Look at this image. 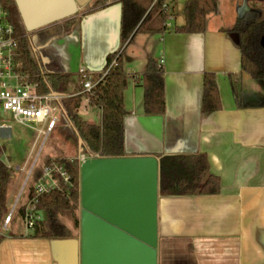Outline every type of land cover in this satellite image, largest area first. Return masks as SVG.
<instances>
[{"label":"crops","instance_id":"obj_1","mask_svg":"<svg viewBox=\"0 0 264 264\" xmlns=\"http://www.w3.org/2000/svg\"><path fill=\"white\" fill-rule=\"evenodd\" d=\"M91 1L15 3L31 34L74 16ZM170 2L176 25H183L187 0ZM119 6L112 3L87 15L79 28L46 47L65 72L74 74L67 94L53 92L60 96L56 103L63 116L60 100L79 94L80 70L100 72L108 55L120 49ZM252 7H264V0H219L206 32L137 34L123 51L127 73L141 78H131L124 92L127 155L206 154L211 173L221 180L218 194L160 196L158 264H264V81L242 70L241 50L230 33ZM150 60L164 61L166 111L161 115L145 112L142 76ZM44 61L50 63L45 56ZM206 72L216 75L222 107L204 115ZM79 114L102 124V109L85 96ZM27 169V162L17 167L21 174L10 185L9 205ZM9 226L0 232V264H80V239L73 228L74 238L50 240L28 237L31 229L19 222L8 231Z\"/></svg>","mask_w":264,"mask_h":264},{"label":"trees","instance_id":"obj_2","mask_svg":"<svg viewBox=\"0 0 264 264\" xmlns=\"http://www.w3.org/2000/svg\"><path fill=\"white\" fill-rule=\"evenodd\" d=\"M9 10L16 29L22 69L29 79L38 84L40 93L67 94L74 74L65 72L46 47L55 40L65 37L79 28L83 19L112 3L121 4L120 49L108 55L105 71L117 58L105 78L97 84L90 96V102L102 109V124L97 125L82 118L79 109L84 94L63 97L60 104L64 116L73 128L75 136L83 140V154L88 157L127 156L125 120L128 116L124 104V92L129 80L137 75H129L124 66L123 51L137 34L204 33L207 30V17L218 10L219 0H187L184 7L185 23H175V13L171 4L164 6L165 0H93L74 16L53 26L28 34L20 22L15 0H2ZM172 18V26H168ZM53 30V31H52ZM230 33L236 39L242 54V70L254 79L264 81V7H252L238 18ZM44 56L50 59L45 63ZM118 56V57H117ZM95 75L92 79H97ZM145 112L148 115H161L166 111L164 73L157 60H150L142 76ZM84 79L79 78L78 89L83 88ZM221 99L216 75L204 74L202 112L204 115L221 109ZM5 146L0 143V232L9 213V189L14 171L3 160ZM53 160L64 165L70 181L64 183L56 175L59 188L38 196L37 208L44 213V219L37 221L28 235L30 238L68 240L74 238L73 229L65 224L62 216H68L73 228H81V160L74 158L48 157L44 165ZM43 174V167L33 177L37 181ZM221 189V180L210 171L206 154L162 155L160 157V196L214 195ZM35 195L31 186L29 197ZM21 217L25 206L19 209ZM2 238V237H1Z\"/></svg>","mask_w":264,"mask_h":264},{"label":"water","instance_id":"obj_3","mask_svg":"<svg viewBox=\"0 0 264 264\" xmlns=\"http://www.w3.org/2000/svg\"><path fill=\"white\" fill-rule=\"evenodd\" d=\"M159 198L160 158L154 155L83 161L80 264H158Z\"/></svg>","mask_w":264,"mask_h":264},{"label":"built area","instance_id":"obj_4","mask_svg":"<svg viewBox=\"0 0 264 264\" xmlns=\"http://www.w3.org/2000/svg\"><path fill=\"white\" fill-rule=\"evenodd\" d=\"M170 1L165 0L164 6L170 4ZM168 26H172V18ZM121 52L122 50H119L118 56ZM19 58L20 52L15 25L11 20L9 10L4 6L2 0H0V111L9 115L13 120L22 125L31 126L33 123L43 124V128L39 132L40 134L44 133L47 139L60 120L56 114L62 113L61 108L56 103L60 96H56L54 93H40L38 91V84L31 81L29 74L22 69V63ZM116 62L117 58L102 72H93L82 68L80 75L84 79V82L83 88L79 93L84 94L90 101L93 89L99 81L105 78L111 68L116 65ZM163 63L164 61L161 60L159 65L162 66ZM95 75H99V77L94 80L92 78ZM44 126L47 128L46 131H44ZM79 158L82 163L89 157L82 154ZM37 161L38 157L35 159L22 190L6 217L4 224L6 228L12 221L16 211L23 205L25 206V214L22 218L24 219L25 226L28 229H32L37 221L44 219V213L37 208L38 196L60 187L56 175H59L64 183H69L70 181L64 165L58 161L53 160L50 164L43 165V174L33 186L34 197H29V191L27 194V202L19 207L21 197L26 194L25 188L30 176H32Z\"/></svg>","mask_w":264,"mask_h":264},{"label":"rangeland","instance_id":"obj_5","mask_svg":"<svg viewBox=\"0 0 264 264\" xmlns=\"http://www.w3.org/2000/svg\"><path fill=\"white\" fill-rule=\"evenodd\" d=\"M56 114L60 120L54 131L46 139V135L44 133L40 134L39 132V130L43 128V124L33 123L31 126L22 125L0 111V143L5 146V153L7 154V156L3 158L11 163L14 168L15 177H19L21 174V171L17 170V167L22 168L26 162L28 165L27 172L22 173L20 185L10 200L9 210H11L13 203L22 190L27 175L37 157L38 161L36 167L25 188L26 194L27 192L29 193L31 186H33L34 174L43 167L47 156L74 158L79 155L80 145L78 138L74 134L73 128L62 113ZM46 129V126H44V131H46ZM25 202H27V196L24 194L21 197L19 207ZM20 217L18 209L9 224L11 226H9L8 231L16 222H19V225L25 226L24 219ZM61 220L69 227L73 228V222L68 216H62ZM2 231L5 232L7 230H3L2 228ZM74 231L80 239V230L74 229Z\"/></svg>","mask_w":264,"mask_h":264}]
</instances>
